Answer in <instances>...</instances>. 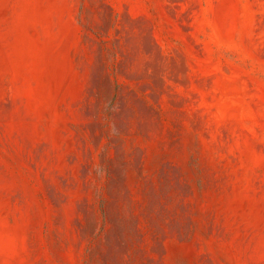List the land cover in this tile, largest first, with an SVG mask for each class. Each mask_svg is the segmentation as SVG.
<instances>
[{
	"label": "rangeland",
	"instance_id": "obj_1",
	"mask_svg": "<svg viewBox=\"0 0 264 264\" xmlns=\"http://www.w3.org/2000/svg\"><path fill=\"white\" fill-rule=\"evenodd\" d=\"M0 264H264V0H0Z\"/></svg>",
	"mask_w": 264,
	"mask_h": 264
}]
</instances>
